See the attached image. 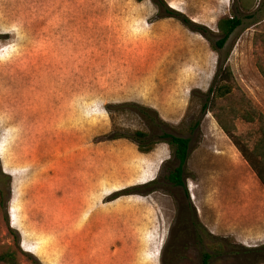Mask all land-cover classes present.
<instances>
[{"label":"rangeland","instance_id":"obj_1","mask_svg":"<svg viewBox=\"0 0 264 264\" xmlns=\"http://www.w3.org/2000/svg\"><path fill=\"white\" fill-rule=\"evenodd\" d=\"M163 1L207 38L153 0H0L8 264H264L235 255L264 246V186L218 122L264 146V0ZM233 14L243 25L217 51ZM224 62L232 90L211 101ZM151 122L189 140L185 188L167 180L169 145L138 150Z\"/></svg>","mask_w":264,"mask_h":264},{"label":"trees","instance_id":"obj_2","mask_svg":"<svg viewBox=\"0 0 264 264\" xmlns=\"http://www.w3.org/2000/svg\"><path fill=\"white\" fill-rule=\"evenodd\" d=\"M155 5L159 8V10L163 13V17L165 18H176L180 20L183 24L189 26L191 30H195L199 32L203 37L207 38L206 34L200 31L201 27L195 25V23H191L181 14L169 9L167 5L164 3L163 0H153ZM240 2V1H239ZM242 5V4H241ZM244 11L247 13L252 11V5H242ZM254 14H248L246 18L252 19ZM243 25V20L238 15L233 14L230 17L223 18L218 23V31H219V40L215 43V50H221L225 43L228 41L230 36L241 26ZM197 28V29H192ZM204 30V29H201ZM226 63H221L219 69L216 74V80L218 82L216 85H212L209 89V95L212 97L211 101H218L227 98V96L231 93V86L229 85V77L231 75L230 69L228 66L225 65ZM208 95V96H209ZM207 109V103H205L202 107V111L205 112ZM218 120V119H217ZM219 126L224 132V134L228 137L231 141L232 145L236 148V150L240 153L244 161L248 164L251 168L253 173L255 174L256 178L260 182L262 186H264V146L261 143L255 145L252 151H247L244 147L241 146L239 141L232 135V133L218 120ZM163 124V123H162ZM151 131L154 130V134L156 135V139L150 140L148 133L137 132L133 135V140L137 143L138 150L141 153H148L152 150L153 146L158 143H166L173 149V158L177 162V167L168 175L167 180L175 187H182L185 188V183L183 180L185 166L189 156V140L180 136H176L167 129H165L161 124H154L151 122L150 124ZM154 135V137H155ZM147 139L150 142L146 144ZM153 139V138H152ZM152 144V146H149ZM147 146V147H145ZM0 176L6 178L7 180L9 177L2 175ZM153 181L152 183H154ZM4 191L0 189V211L4 207ZM210 250L214 252L221 251L223 246L222 244L215 243L209 246ZM235 255H244L249 257H254L259 259V262L264 260V246L262 247H255V248H246L243 251L235 252ZM212 258L211 254L204 253L202 255V264H209L210 259ZM18 256L17 253L13 249H7L0 255V263L8 264V263H17Z\"/></svg>","mask_w":264,"mask_h":264}]
</instances>
